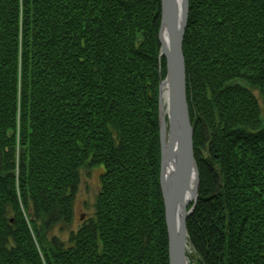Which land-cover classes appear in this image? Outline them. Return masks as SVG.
<instances>
[{
    "label": "trees",
    "instance_id": "1",
    "mask_svg": "<svg viewBox=\"0 0 264 264\" xmlns=\"http://www.w3.org/2000/svg\"><path fill=\"white\" fill-rule=\"evenodd\" d=\"M190 264H264V0H188ZM160 0H0V264H169ZM258 96L256 95V92ZM103 171L67 240L80 169ZM62 230V229H61Z\"/></svg>",
    "mask_w": 264,
    "mask_h": 264
},
{
    "label": "water",
    "instance_id": "2",
    "mask_svg": "<svg viewBox=\"0 0 264 264\" xmlns=\"http://www.w3.org/2000/svg\"><path fill=\"white\" fill-rule=\"evenodd\" d=\"M158 40L165 59V78L158 84L159 188L163 199L169 264H189L187 218L198 199L199 172L186 90L183 42L188 0H160ZM166 95L163 96V86ZM191 205V206H190Z\"/></svg>",
    "mask_w": 264,
    "mask_h": 264
},
{
    "label": "rangeland",
    "instance_id": "3",
    "mask_svg": "<svg viewBox=\"0 0 264 264\" xmlns=\"http://www.w3.org/2000/svg\"><path fill=\"white\" fill-rule=\"evenodd\" d=\"M165 74H166V69H165ZM164 78L165 75L163 78L160 79V81L163 80ZM256 95L258 96L257 92ZM80 170H81L79 176L80 182L73 202L74 216L71 222L69 223V226H65L64 228H61L62 230L59 228H55L51 233V234H55L64 241L67 240V238L69 237L70 231H75V229H77L85 219H87L89 216L93 214V208L95 203L94 200L100 185L99 176L103 171L101 164H97L89 169L83 168ZM186 252L189 262V258L194 255V251L188 245Z\"/></svg>",
    "mask_w": 264,
    "mask_h": 264
},
{
    "label": "bare ground",
    "instance_id": "4",
    "mask_svg": "<svg viewBox=\"0 0 264 264\" xmlns=\"http://www.w3.org/2000/svg\"><path fill=\"white\" fill-rule=\"evenodd\" d=\"M162 91H163V96L165 97V95H166V86L165 85L163 86Z\"/></svg>",
    "mask_w": 264,
    "mask_h": 264
}]
</instances>
